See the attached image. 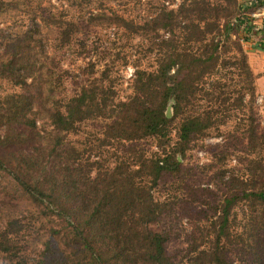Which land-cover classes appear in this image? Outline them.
Returning <instances> with one entry per match:
<instances>
[{
    "label": "trees",
    "instance_id": "16d2710c",
    "mask_svg": "<svg viewBox=\"0 0 264 264\" xmlns=\"http://www.w3.org/2000/svg\"><path fill=\"white\" fill-rule=\"evenodd\" d=\"M161 1L142 23L121 20L125 30L149 38L154 60L151 69L135 67L125 97L113 89L109 70L96 74L94 63L78 89L65 93L46 46L50 38L70 43L73 22H35L13 36L0 29V82L18 90L0 94V171L28 202L26 208L0 196V264H45L49 254L73 247L77 264H232V248L253 226L264 228V167L254 161L246 180L224 169L215 175L226 192L209 205L207 243L193 234L176 256L166 234L152 228L170 208L156 189L187 176V148L217 113L213 103L195 102L225 104L230 97H222L220 81L235 74L243 85L233 106L253 110L256 79L239 38L255 29L253 17H244L237 0H180L176 9L167 7L173 0ZM89 120L102 122L104 139L121 148L112 162L89 163L71 142ZM250 122L248 148L253 141L264 146ZM240 203H255L258 216L237 234L233 210ZM28 249L37 255L26 257Z\"/></svg>",
    "mask_w": 264,
    "mask_h": 264
},
{
    "label": "rangeland",
    "instance_id": "374dc122",
    "mask_svg": "<svg viewBox=\"0 0 264 264\" xmlns=\"http://www.w3.org/2000/svg\"><path fill=\"white\" fill-rule=\"evenodd\" d=\"M1 1L5 4L0 7V29L6 30L5 35L13 36L32 28L35 22L39 25L58 21L74 23L71 29L75 34L71 36L70 43L63 46L64 42L50 38L46 46L49 55L54 58L52 63L56 65L57 73L63 77L65 93H73L85 81L87 75L84 70L89 68V63L96 65L94 68L96 74L105 68L109 70L110 82L120 97L130 94L135 67L142 70L153 67L149 38L125 30L121 27V20L142 23L161 7V0ZM256 1L237 0V7L243 9L244 17L247 19L248 15L251 16L257 8L264 5V0H260V6L252 8V5H255L252 3ZM179 3L180 0H173L167 7L176 9ZM257 14V17L251 18L255 29L251 33L239 35L252 73L253 69L264 71V50L261 48L264 44V15ZM220 83L223 85L222 97H230L225 104L217 107L218 103L204 98L195 102L203 105V108L213 103L214 110H218L212 115V124L203 136L193 140L187 148L182 162V170L187 171V176L174 184L169 178L156 189L158 197L169 202L170 208L152 228L166 234L168 237L166 248L170 254L176 256L186 251L193 234L195 237L202 236L205 243L212 234L210 224L213 212L209 205L220 201L226 192V187L215 179V175L224 169L232 172L235 178L246 180L247 168L253 166L251 161L264 167V146L258 141H253L252 147L248 148L247 139L251 118L256 121L254 127L257 134H264V121L260 115L259 105L254 100L253 110L248 106L243 108L233 106L232 100L243 85L242 79L237 75H228ZM16 90L9 84L0 82L1 95ZM257 95L255 93V99ZM249 99L247 96L245 103L248 104ZM38 125L41 127L40 121ZM103 125L100 121L89 120L71 140L76 145L79 155L85 160L88 159L89 163L97 161L99 165H104L112 162L120 154L121 148L117 150L113 142L109 144L104 139ZM221 157L222 163L217 161ZM254 174L259 176V170ZM257 181L260 179L256 180V183ZM0 196L9 203L28 207L25 199H19L11 177L3 171H0ZM233 215H236L234 222L236 233L240 234V228L241 232H245L243 227L247 229L252 225L250 219H256L258 208L255 203H240L234 208ZM3 224L1 221L0 226ZM253 228L249 239L248 231L244 236L245 242L232 248L229 256L232 264H264V228L254 226ZM24 254L33 258L37 252L28 249ZM80 260L78 249L73 247L67 253L60 250L55 254H49L45 264H77Z\"/></svg>",
    "mask_w": 264,
    "mask_h": 264
},
{
    "label": "crops",
    "instance_id": "0c3cea01",
    "mask_svg": "<svg viewBox=\"0 0 264 264\" xmlns=\"http://www.w3.org/2000/svg\"><path fill=\"white\" fill-rule=\"evenodd\" d=\"M261 70V69H258ZM256 71L253 69V74H255L254 76L256 77L255 79V88H256V94L257 97H263L264 98V71ZM256 100V99H255ZM260 109H261V114L259 112V114L261 115L262 120L264 121V100L263 102H261L260 104H258Z\"/></svg>",
    "mask_w": 264,
    "mask_h": 264
},
{
    "label": "built area",
    "instance_id": "2783aa9c",
    "mask_svg": "<svg viewBox=\"0 0 264 264\" xmlns=\"http://www.w3.org/2000/svg\"><path fill=\"white\" fill-rule=\"evenodd\" d=\"M259 1V0H257ZM257 13H260L262 15H264V5L263 6H260L259 8H257L253 13H252V17H257L256 15H258ZM264 98L263 97H258L256 98L255 102L256 104H260L261 102H263Z\"/></svg>",
    "mask_w": 264,
    "mask_h": 264
}]
</instances>
